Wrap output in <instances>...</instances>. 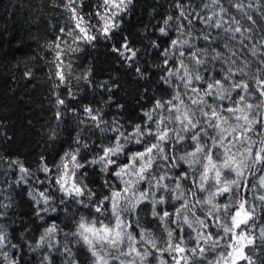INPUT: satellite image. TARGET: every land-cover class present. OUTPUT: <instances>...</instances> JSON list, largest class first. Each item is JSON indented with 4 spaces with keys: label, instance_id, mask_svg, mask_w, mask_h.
<instances>
[{
    "label": "trees",
    "instance_id": "obj_1",
    "mask_svg": "<svg viewBox=\"0 0 264 264\" xmlns=\"http://www.w3.org/2000/svg\"><path fill=\"white\" fill-rule=\"evenodd\" d=\"M176 2L177 0H131L126 10L114 18L119 26L105 37L99 31L103 20L97 15L105 12L103 0H79L78 11L90 25L96 39L91 43L80 42L77 45L66 35L75 25L70 18L71 14L63 8L65 0H0V205H8L0 206V231L6 233L9 241L6 248L0 249V264H12L13 261L15 264H48L43 260L45 255L50 257L51 264H93L95 258L87 246L71 233L76 230L81 216L89 220L93 217H105L96 213L94 207L85 208L58 191L55 184L58 175L56 166L61 163L65 153L79 150L77 159L86 165L80 169V173H87L84 181L96 193L93 204L103 195L110 194V189L122 187L117 177L111 174L117 170L116 165L105 173L100 171L99 165H90L88 162L102 154L104 147L115 142L114 138L118 133L111 131L114 121L115 126L126 135L137 124L142 128H154V125L148 124L144 113L152 111L157 100L171 99L174 88L183 92L182 86L176 87L180 82L175 77L172 78V87L162 79L167 76L165 57L162 55L165 50H171L169 67L178 66L176 58L179 52L171 49V40L177 36L175 18L179 16V10ZM201 2L202 0H181L183 4L191 3L196 6L201 5ZM243 2L255 20L254 25L247 19L243 21L253 28L251 35L255 41L264 36V0ZM249 3L251 8L247 7ZM224 4L239 16L228 0H224ZM168 16H172L173 20L168 22L167 35H162L159 29L165 27L164 21ZM181 22L187 24V21ZM194 24L198 29L204 28L198 21H194ZM211 31L215 35L217 30ZM198 35L199 32H196L190 43L204 48L205 42L195 38ZM58 43L63 49L60 61L56 60ZM125 44L136 50V57L132 60L125 59V56L131 54L125 52ZM77 47L78 50H72ZM213 47L221 52L226 51L223 41H217ZM184 51L187 54L191 49L185 48ZM261 51L264 52V49ZM240 56L241 59L247 56L252 61L249 71L255 76L261 67L259 57H252L246 48L241 49ZM58 64H61L60 70L65 75L63 83L56 75ZM215 67L216 74L222 75L220 68L224 66L217 62ZM137 68L140 69L139 73ZM235 79L241 77L237 76ZM249 83L254 85V80ZM58 99L64 100V104L59 105ZM259 99V93H255V99L251 102L256 103ZM86 107L100 116L103 123L99 128L95 126L96 122L87 118L84 111ZM153 116L154 119L158 118L156 113ZM101 129L107 131L102 132ZM185 135L190 136L191 133ZM173 147L175 151H172ZM192 147L194 145L190 139L181 144L173 145L170 141L165 145L166 154L170 158L179 157ZM138 150H143L142 144L129 142L125 148L126 154L113 159L118 165L126 164L131 153ZM12 161H18L29 170V176L24 181L17 183L21 174L18 164H13ZM41 165L50 169L47 176ZM165 170L175 176L182 171L187 172L188 166L183 162H180L179 167L171 169H157L156 165L153 166L156 175ZM261 174L257 172L256 176H252L246 173L248 187L240 191V195L248 200V207L255 208L254 219L250 221L254 242L245 249L253 264H264V240L260 238L261 229H264V202L257 199L258 195L264 193V189L257 187L258 184L256 187L260 193L256 194L252 189L253 183ZM182 183L187 188L192 187L191 179ZM146 187V183L140 185L141 189ZM38 191H46L52 197L47 205L49 211L41 212L39 216L36 214L37 207L43 208L45 205L41 203L37 206L29 195H35ZM196 191L199 198L206 195L198 189ZM218 202H226V198L221 197ZM180 203L169 202L158 205V208L174 211L175 206ZM140 207L144 211L138 209L137 215L125 214L133 225L130 230L138 236V222L166 240L164 225L151 216V205ZM53 208L55 211H52ZM197 214L204 217L199 205ZM107 215L110 218V211ZM53 225L57 227V232L53 234L54 239L51 241L54 245L52 250L49 251L47 242L36 249L40 236L46 228ZM168 227L175 229L176 225L169 221ZM209 230L217 231L215 228ZM190 231L185 226V232ZM191 236L195 237V233H191ZM188 245L195 247V239H189ZM66 248L71 250L70 256ZM3 252H7L8 260L4 259ZM186 254L190 257L189 264H208V259L215 256V253L208 252L205 259H199L198 255L193 256L190 252ZM164 258L171 261L167 253ZM149 259L152 260V257ZM109 264H119V260L110 256ZM152 264H156L155 260H152ZM241 264H247V261H241Z\"/></svg>",
    "mask_w": 264,
    "mask_h": 264
},
{
    "label": "snow or ice",
    "instance_id": "obj_2",
    "mask_svg": "<svg viewBox=\"0 0 264 264\" xmlns=\"http://www.w3.org/2000/svg\"><path fill=\"white\" fill-rule=\"evenodd\" d=\"M130 3L131 0H103L105 12L97 15L103 20L99 31L105 37L119 26L114 18L125 11ZM228 3L236 9L239 16L225 6L224 0H202L199 6L183 4L181 0H177V36L171 40V49L179 52L176 58L178 66L169 67L171 50H165L162 55L165 57L167 76L162 79L172 87V78L175 77L180 82L176 87L182 86L183 92L174 88L171 99L157 100L152 111L144 113L148 124L154 125V128H142L137 124L126 135L115 126L114 121L111 131L118 133L114 138L115 142L104 147L102 154L88 162L90 165H99L100 171L105 173L116 165L117 170L111 174L120 181L121 188L110 189V194L103 195L93 204L96 193L84 181L87 173H80V169L86 165L77 159L79 150L65 153L61 163L56 166L58 175L55 184L58 191L73 199L76 204L85 208L94 207L96 213L105 217H93L89 220L81 216L76 230L71 233L87 246L95 258L93 264H109L110 256L119 260V264H152V260L156 264H189L190 257L186 254L189 252L193 256L198 255L199 259H205L208 252L215 253L213 258L208 259V264H241V261L253 264L245 249L254 242L250 221L254 219L255 208L248 207L249 202L240 195V191L248 187L246 173L256 176L257 172L262 174L253 183L252 189L255 190L257 184L260 189H264V52L261 51L264 49V36L254 41L251 35L253 28L243 23L247 19L255 24L243 0H228ZM78 6L79 0H65L63 4L75 25L66 35L77 45L80 42L91 43L96 36L92 34L84 16L79 13ZM247 7L251 8V4ZM171 20L173 17L168 16L164 21L165 27L159 29L162 35H167L166 27ZM181 21H187V24ZM194 21L204 25V28L198 29ZM212 29L217 30L215 35ZM196 32L199 35L195 38L205 42L204 48L190 43ZM217 41H223L225 52L213 47ZM123 47L125 52L131 53L125 56L126 60L136 57V50L130 49L127 44ZM56 48L59 49L56 60L60 61L63 49L59 43ZM185 48L191 51L186 54ZM242 48H246L252 57H259L261 67L255 76L249 71L252 61L247 56L241 59ZM72 50L76 51L78 47ZM120 54L124 55V52ZM217 62L224 66L220 68L222 75L216 74ZM60 68L61 64H58L56 75L63 83L65 75ZM136 71L139 73L140 69L137 68ZM237 76L241 79H235ZM250 80H254V85L249 83ZM255 93H259L260 99L253 103L251 101L255 99ZM57 103L62 105L64 100L58 99ZM84 111L87 118L96 122L95 126L99 128L103 123L100 116L93 114L89 107ZM153 113H156L157 119H154ZM188 133L191 135L186 136ZM186 139H190L194 147L179 157L170 158L166 154L165 145L170 141L176 145ZM129 142L142 144L143 150L131 153L128 163L118 165L113 157L125 155ZM172 151H175L174 147ZM157 161L165 163L158 164ZM180 162L188 166L187 172L182 171L173 176L167 170L159 175L153 171L154 165L157 169H171L179 167ZM12 163L18 164L21 174L17 183L24 181L29 176V170L18 161ZM41 167L47 176L50 169L45 165ZM189 179L192 181L191 188L182 183ZM142 183H146L147 187L141 189ZM197 189L206 195L203 198L197 197ZM29 195L37 206L41 203L45 205L43 208L37 207L38 216L41 212L49 211L47 205L52 199L51 195L46 194V191ZM221 197H225L226 202H218ZM257 199L264 202V193L258 195ZM175 201L181 203L175 206L174 211L158 208V205ZM146 204L151 205V216L164 225L166 240L138 222L136 227L139 228V235L130 230L133 225L125 214L137 215L138 209L144 211L140 206ZM197 205L204 213L203 218L197 214ZM109 211L110 218L107 215ZM169 221L176 225L175 229L168 227ZM207 221L213 223L209 224ZM185 226L191 230L189 233L185 232ZM210 228L217 231L212 232ZM56 232L55 225L46 228L35 248L39 249L47 242L51 251L54 246L51 241ZM191 233H195V237ZM260 238L264 240V229H261ZM189 239H195V247H189ZM8 243L6 233L0 231V249L6 248ZM65 250L70 256L71 250ZM165 253L171 257V261L164 258ZM2 254L8 260L7 252ZM43 260L51 264L48 255Z\"/></svg>",
    "mask_w": 264,
    "mask_h": 264
},
{
    "label": "rangeland",
    "instance_id": "obj_3",
    "mask_svg": "<svg viewBox=\"0 0 264 264\" xmlns=\"http://www.w3.org/2000/svg\"><path fill=\"white\" fill-rule=\"evenodd\" d=\"M257 187H259V186H257ZM257 187H256V189L254 190V192L257 194V193H260L259 192V190L257 189Z\"/></svg>",
    "mask_w": 264,
    "mask_h": 264
}]
</instances>
